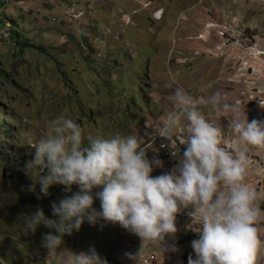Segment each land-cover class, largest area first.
<instances>
[{"label":"clouds","instance_id":"1","mask_svg":"<svg viewBox=\"0 0 264 264\" xmlns=\"http://www.w3.org/2000/svg\"><path fill=\"white\" fill-rule=\"evenodd\" d=\"M129 25L120 22V26H103L120 29L121 36H108L105 48L97 42V50L89 43L96 55L106 52V59L97 58L94 62L102 67L110 61L109 39H122V27ZM99 28L102 27L97 26L95 35ZM93 40L96 42L94 36ZM82 42L85 41L80 40L78 46ZM172 101L177 111L167 115L159 135L171 145L178 142L185 148L174 168L167 165L173 170L156 176L151 173L154 167H162V162L146 157L137 136L119 133L111 137L89 136L85 145L78 123L63 116L53 119L50 134L31 146L35 151L25 165L33 179L29 191L35 192L39 184V199L40 194L49 195L51 186L60 184L71 195H65L58 203L52 202V215L56 219L45 216L37 206L28 216L26 230L34 233L41 224L54 229L56 234H43L42 245L55 252L63 236L79 231L85 220L95 225L103 219L119 223L142 242L160 244L165 251L166 235L177 231L176 213L181 207H192L194 211L190 215L200 228L198 238L191 242L195 258L190 254L188 264H255L260 243L256 223L261 210L256 206L258 194L245 182L251 164L246 148L224 146L221 130L205 118L197 108L199 102L189 92L177 87ZM200 102L232 114L229 126L239 143L264 148V120L249 121L245 111L229 103L219 91ZM260 104L264 106V100L260 99ZM182 116L187 120L186 138L177 135ZM45 169L46 174H42ZM73 185L78 188L75 192ZM94 198L100 201L99 211L93 207ZM170 250L178 249L172 245ZM71 264H108V261L90 247L88 252L74 254Z\"/></svg>","mask_w":264,"mask_h":264},{"label":"crops","instance_id":"2","mask_svg":"<svg viewBox=\"0 0 264 264\" xmlns=\"http://www.w3.org/2000/svg\"><path fill=\"white\" fill-rule=\"evenodd\" d=\"M151 1L154 8L165 9L163 19L160 22L153 23L152 9H146V12L142 11L134 14L131 25L121 26L124 31L123 38L117 39L116 37H111L109 39L110 61L103 63L102 66L103 68L114 66L126 69L136 63L133 62L134 59L138 58L140 60L144 56L148 73L146 78H144V84L141 81V90L145 97L149 92H152L150 97L153 101L149 103L151 109L148 113L145 111L139 112L137 109H135V113L132 112L131 120L135 118V121H131V131L138 134V140L143 141V138L139 134L142 125H146L147 132H149L146 140H144V144H146L152 135L159 131L161 125L165 122L163 118L169 114L168 108L166 109L167 95L171 91L173 93L174 88L173 82L169 83L167 77V63L168 54L173 46L177 47L178 51H181L185 58L183 64H173V70L180 76L177 82L179 81L183 86L191 88L193 90L191 95L196 99L198 98V102L219 91L225 95L229 103L238 106L240 110H244L249 121L252 119L264 120V117H258L260 112H264V106L260 104V99L264 100V74L261 76L258 74H246L244 77H241L238 74L241 64L239 61L233 60L235 56L230 58V63L224 60L225 63L221 67V58L208 59L203 56L205 49L216 48L219 45L216 41L218 37L212 29L208 33L204 32L205 40L188 39L204 31L202 26L204 27L205 24L203 23L209 22L211 19L212 21H221V14L228 13L237 15L244 24H247V27L252 29L257 28L261 32L264 30V20H262L264 18V0ZM70 4L69 0H12L5 4L2 8L4 19H1L0 29L2 31L5 26V20L9 21L10 19L15 22L13 32H17L18 34L17 37L12 34L13 42L5 44L10 46L6 52L7 54H2L0 48L2 55L0 56V68H2V71L5 70L3 66L4 62H7L5 60L9 54H12V65L17 69L21 70L20 63L21 61L23 62L27 77H29L30 68L33 70L37 69V72L40 74L44 68L48 70L52 63H55L60 70L61 67H65L66 65L58 56L49 55L47 50L55 49L54 54L69 53L75 56V50L78 48L80 40L90 43L93 49L97 50L98 43L93 40L97 26H120L116 8L123 6L128 12L132 13L134 10H139L141 5L138 0H94L92 2H84L87 6L94 8V15L90 19L89 24L86 26L78 23H67L65 26L63 24H52L50 22L51 18L62 15ZM205 5L208 6L207 9L201 8V6ZM23 7H27L29 11L28 9L23 10ZM183 12H186L184 17L181 16ZM209 16L211 19L207 18ZM64 34L69 38V43L65 46L60 43V37ZM152 35H154L155 39H153ZM2 43L0 42V47L3 45ZM136 54L138 55L137 57ZM230 54L239 55L241 56V60H247L244 54L236 50L230 52ZM20 55L23 57L20 58ZM46 55L49 57H46ZM207 56L210 57L209 54ZM210 61L213 62L209 63ZM258 61L257 59L256 63L253 62L252 67L258 68ZM92 63L94 61H88V64ZM206 63L208 64L204 66ZM9 64L11 65L10 62ZM260 67L263 68V66ZM219 70H221V73H219ZM153 74L155 78H153ZM9 75L13 78L12 80H15L12 73H9ZM100 76L102 79L106 75L102 74ZM71 85L75 91L78 89V86ZM148 85L152 87L151 90L148 89ZM17 88L19 92L21 86ZM76 93L78 94V92ZM247 103L253 105L251 109L246 108ZM197 108L205 118H208L210 123L218 127L221 132H226V136H221L224 146L229 149L235 148L236 150L246 148L247 154L253 153L257 155L264 166V148H256L250 145L245 146L238 142L229 126L233 118L231 113L217 111L210 104L201 102ZM143 116H145L146 122L141 120ZM183 123H187L184 116L181 117V124ZM180 158L178 157L174 161H167V165L174 168ZM245 182L258 194L256 206L261 211L256 228L260 243L256 253L255 264H264V187L259 188L257 184L255 185L254 181L249 182L248 172L245 176ZM120 229L125 232L124 235L120 234ZM100 239L98 245L91 247L96 248V252L106 259L108 264H132L133 256L131 255V251L141 244V238L138 235L123 228L119 223H112L110 221L106 229L105 240L103 238ZM194 239L197 238L186 236L181 242L171 244L166 235L164 241L166 250H169L172 245H175L178 251L184 250L182 254L179 252L174 255L172 264H188L190 254L195 258V252L191 246V242ZM66 248L67 254L60 250L57 251V255H54V253L48 254L47 260L50 261V264L56 258L59 260L58 264H71L74 254L77 253L69 247ZM153 248L157 252L158 263L164 264L160 259L164 251L162 246L155 243Z\"/></svg>","mask_w":264,"mask_h":264},{"label":"rangeland","instance_id":"3","mask_svg":"<svg viewBox=\"0 0 264 264\" xmlns=\"http://www.w3.org/2000/svg\"><path fill=\"white\" fill-rule=\"evenodd\" d=\"M207 7L206 5L201 6L204 9H207ZM118 8H116V12ZM24 9L28 8L23 7ZM69 9L71 7L68 5L65 12ZM185 13L183 12L181 16L184 17ZM228 16L236 18V27L243 23L237 15L232 13L221 14L222 19ZM53 17L61 18L58 24H63V26L67 23H78L86 26L90 22V19L80 22L64 20L61 15ZM207 18L211 19L210 16ZM51 23L53 24V22ZM244 25L247 28L249 39L255 41L257 36L264 37V30L260 32L257 28L247 27L246 23ZM103 26L105 25H101L102 28ZM202 29H204L203 26ZM152 37L155 39L154 35ZM193 37L196 36H191L188 39H193ZM62 39L63 36L60 37V40ZM216 39L219 43L217 46H220L222 40L220 38ZM9 42H13V39L2 43L3 45L0 47L2 54H7L6 52L10 46L5 44ZM262 46L264 47V39L262 40ZM54 51L55 49H49L47 53L51 56H58L66 65L61 67L60 70L55 63H52L48 70L44 68L40 74L37 69L30 68L29 77H27L22 61L20 63L21 70L12 65V54H9L5 60L7 62H4L3 68L5 70L2 71V68H0V264H50V261L47 260L48 254L54 253V255H57L59 250L66 253V247L71 248L77 254L87 252L91 246L98 245L100 238L104 239L106 235V229L100 228L102 219L95 225L89 224L85 220L79 231H74L71 235L65 234L63 242L57 250L49 252L42 245V237L44 233L48 232L56 234L54 229H49L41 224L34 233L26 230L28 216L36 211L37 206L43 209L45 216L56 219L57 217L52 215V202L58 203L65 195H71V193H66L64 191L65 186L60 184L51 186L49 195L40 194L39 199H37V194L40 191L39 184H36L35 192L29 191V185L33 184V179L25 165L28 160L32 159V154L35 151L31 146L50 134V122L58 116L71 118L81 126L84 144L87 145L89 136L111 137L119 133L139 137L136 132L131 131V121H135V118L131 120L132 112L135 113V109H137L139 112L145 111L148 113L151 109L149 103L153 101L150 97L152 92H149L145 97L141 90V81L144 84V78L148 73L144 56L140 60L138 58L134 59L133 62L136 63L126 69L114 66L103 68L95 62L88 64V61H94V54H83V49L80 46L75 50V56L69 53L54 54ZM230 52L234 51L225 52L223 49L217 51L213 47L205 49L203 56L208 59L221 58V67L225 61L230 63V58L233 56L236 57L235 59L232 58L233 60H240L241 56L230 54ZM0 56H2L1 53ZM22 57L20 55V58ZM46 57L49 56L46 55ZM258 58V68L252 67L253 62L256 63L257 60L253 56H248L247 60L243 59L250 74L252 73L251 75L258 74L261 76L264 74V56H258ZM184 60L183 55L178 56V48L173 46L168 54L167 77L169 83L173 82V93L177 87H180L192 94L193 90L191 88L183 86L179 81L177 82L180 76L173 70L174 63L183 64ZM211 62L213 61L209 63ZM260 66H263V68ZM253 71H255L254 74ZM9 73L13 74L15 80H12L13 78ZM219 73H221V70H219ZM102 74L106 76L101 79L100 75ZM153 78H155L154 74ZM71 84L78 86V89L75 91ZM90 84L92 87L89 86ZM19 86H21V89L18 92L17 87ZM151 88L148 85V89L151 90ZM173 93L171 91L167 95L166 109L168 108L169 113L177 111L172 101ZM252 106L250 103L246 104L247 109H251ZM144 117H142V121L146 120ZM258 117H264V112H260ZM163 119L166 120V116ZM146 132L147 127L142 125L139 133L140 137L143 138V141L139 139L141 146L149 135V132L145 134ZM226 135V132H221V136ZM248 155L251 159L254 158L257 163V165L250 164L247 169L249 182L254 181L259 188L264 187V181L260 183L261 179L264 180L263 163L257 155L253 153H248ZM259 169H261V172H259ZM46 171L45 169V173L42 174H46ZM258 187L257 189H259ZM72 190L73 192L77 191V186L73 185ZM98 190V188L94 189L93 193ZM93 207L98 211L100 210L98 198H94ZM58 263L59 260L56 258L51 264Z\"/></svg>","mask_w":264,"mask_h":264},{"label":"built area","instance_id":"4","mask_svg":"<svg viewBox=\"0 0 264 264\" xmlns=\"http://www.w3.org/2000/svg\"><path fill=\"white\" fill-rule=\"evenodd\" d=\"M12 0H6L5 4L11 2ZM94 0H69L71 3L69 6L71 9L63 13L64 20H72V21H82L87 20L93 15V9L91 6H87L84 2H92ZM140 2L139 10H134L132 13L128 12V10L121 6L117 10L118 14V21L124 25H129L132 22L131 15L138 14L146 9H152V20L154 22H160L164 16V8H154L153 2L151 0H138ZM99 2V1H98ZM27 12V11H25ZM3 9L0 8V19L3 18ZM61 18L52 17L51 22L53 24L60 23ZM236 18L235 17H226L223 18L221 21H210L208 24H205L204 31L198 34L193 39L198 40H205L204 32L207 33L212 29L214 30L216 36L222 40V44L216 47V50L219 51L223 49L225 52L227 51H238L244 54L245 57L253 56L256 59H259L258 56H264V47L262 46V40L264 37L257 36L255 41L248 38L247 35V28L243 23L240 24L239 27L235 25ZM11 20H5L4 29L1 31L0 34V42H5L11 39ZM205 32V33H206ZM115 35L116 37H120V29L109 27V28H99L98 34L95 35V41L99 42L103 48L106 47L105 39L110 36ZM68 41V37L63 36L61 40V44L65 45ZM81 48L83 49V54L91 55L94 54L93 59H106V52L103 51L101 54L96 55L89 45V43L82 42ZM250 51V52H249ZM174 53V52H172ZM182 53L178 52V56H181ZM236 57H234L235 59ZM241 64L240 68L238 69V74L241 77H244L246 74H250L249 69L246 67V63L243 60H238ZM255 71H253V74ZM252 74V73H251ZM250 74V75H251ZM198 105V104H197ZM196 105V106H197ZM186 124H181V128L178 131L177 135L187 137L186 133ZM146 126V125H145ZM163 124L161 125V127ZM159 131L152 135L151 139L144 145L142 148L146 153V157L149 160H152L154 157L158 158L162 162V167H154L153 172L151 173L153 176L160 175L163 172H168L173 170V168L168 167L166 162L171 161L174 158L178 157L182 152V149L185 145L179 144L178 142L171 145L170 141L159 135ZM252 165H257L256 160L253 158L251 159ZM259 166V165H258ZM261 172V169H259ZM263 179L260 180V183H263ZM194 209L192 207H181L180 210L176 213L175 225L177 228L176 233L168 234L169 242L171 244L181 242L186 236H192L198 238L199 233L197 232L200 228V225L193 221V217L190 215ZM187 222V224H185ZM109 226V221L103 220L100 223V228L107 229ZM120 234L124 235V231L120 229ZM155 243L147 242L141 240L140 246L136 249L131 251V255L133 256L132 264H159L158 259L156 256V251L154 250L153 246ZM171 249V248H170ZM165 250L161 254V261L164 264H172L174 255L178 254L179 252L182 254L184 250L180 251H171Z\"/></svg>","mask_w":264,"mask_h":264},{"label":"trees","instance_id":"5","mask_svg":"<svg viewBox=\"0 0 264 264\" xmlns=\"http://www.w3.org/2000/svg\"><path fill=\"white\" fill-rule=\"evenodd\" d=\"M5 1L6 0H0V8H3L4 7ZM0 23H1V19H0ZM11 25L14 26L15 25V22L14 21H11ZM12 34L17 37V34L18 33L17 32H12ZM34 47H37V46H34ZM39 50H40V48H39Z\"/></svg>","mask_w":264,"mask_h":264}]
</instances>
